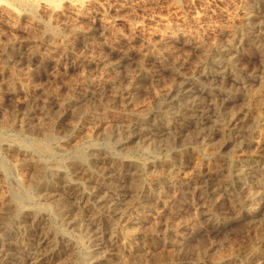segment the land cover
<instances>
[{
	"label": "rangeland",
	"instance_id": "rangeland-1",
	"mask_svg": "<svg viewBox=\"0 0 264 264\" xmlns=\"http://www.w3.org/2000/svg\"><path fill=\"white\" fill-rule=\"evenodd\" d=\"M263 107L264 0H0V264L32 235L45 264H264ZM116 194L131 230L93 204Z\"/></svg>",
	"mask_w": 264,
	"mask_h": 264
},
{
	"label": "bare ground",
	"instance_id": "bare-ground-1",
	"mask_svg": "<svg viewBox=\"0 0 264 264\" xmlns=\"http://www.w3.org/2000/svg\"><path fill=\"white\" fill-rule=\"evenodd\" d=\"M83 1V0H82ZM77 8V7H76ZM72 10V9H71ZM76 10V9H75ZM76 12V11H75ZM68 13V12H67ZM66 13V14H67ZM263 14V13H262ZM55 15V14H54ZM251 15V14H250ZM52 16V15H51ZM55 17V16H54ZM56 18V17H55ZM56 20V19H55ZM68 21V20H67ZM61 21L59 20V23H60ZM78 22V21H77ZM57 24V23H56ZM75 24V23H74ZM73 25V24H72ZM73 26H75V25H73ZM76 27H78V26H76ZM47 29V28H46ZM77 31V30H76ZM85 32V31H84ZM240 38V37H239ZM262 39V38H261ZM98 42V41H97ZM192 43V42H191ZM17 46V45H16ZM189 46V45H188ZM223 47V46H222ZM115 48V47H114ZM129 48V47H128ZM185 49V48H184ZM189 50V49H188ZM192 50V49H191ZM136 53V52H135ZM133 56V55H132ZM216 57V56H215ZM221 58V57H220ZM227 58V57H226ZM19 60V59H18ZM102 60H103V58H102ZM99 61H101V60H99ZM104 61V60H103ZM107 62V61H106ZM125 63V62H124ZM130 63V62H129ZM133 63V62H132ZM102 64V63H101ZM230 64V63H229ZM85 65V64H84ZM87 65V64H86ZM104 65V64H103ZM99 65H97V67H98ZM165 66V65H164ZM96 66H95V68H97ZM107 67H109V66H107ZM124 67V66H123ZM93 68V67H92ZM113 68V67H112ZM116 68V67H115ZM213 68V67H212ZM217 68V67H216ZM216 68H214V69H216ZM114 69V68H113ZM219 69V68H218ZM101 70V69H100ZM221 71V70H220ZM142 72H143V70H142ZM218 73V72H217ZM200 74V73H199ZM224 74V73H223ZM201 77V76H200ZM204 77V76H203ZM175 78V77H174ZM144 79V78H143ZM106 80V79H105ZM104 80V81H105ZM263 80V79H262ZM109 81V80H108ZM182 81V80H181ZM185 81V80H184ZM193 81V80H192ZM217 81V80H216ZM93 82V81H92ZM111 82V81H110ZM102 83V82H101ZM97 84H98V82H97ZM113 84H114V82H113ZM178 84V83H177ZM186 85H188V84H186ZM196 85V84H195ZM97 86V85H96ZM102 86V85H101ZM108 86V85H107ZM112 86V85H111ZM175 86V85H174ZM177 86V85H176ZM194 86V85H193ZM260 86V85H259ZM262 86V85H261ZM113 87V86H112ZM187 87V86H186ZM97 88V87H96ZM215 88V87H214ZM189 89V88H188ZM196 89V88H195ZM34 90V89H33ZM89 90V89H88ZM128 90V89H127ZM186 88H184V90H182L181 91V93H180V95L181 94H185L186 93ZM193 90V89H192ZM206 91V90H205ZM165 92V91H164ZM201 92V91H200ZM89 93H90V91H89ZM87 94V93H86ZM85 94V95H86ZM168 94H169V92H168ZM179 95V96H180ZM258 95V94H257ZM88 96V95H87ZM123 96V95H122ZM126 96H128V95H126ZM197 96V95H196ZM211 96V95H210ZM108 97V96H107ZM166 97V96H165ZM164 97V98H165ZM262 97V96H261ZM124 99H125V96H124ZM201 99V98H200ZM209 99V98H208ZM260 99V98H259ZM119 100V99H118ZM126 100V99H125ZM258 101V100H257ZM256 101V102H257ZM128 102V101H127ZM159 102V101H158ZM209 102V101H208ZM122 103H124V102H122ZM197 103H199V104H195L192 108H191V106H190V110H191V112L192 113H196V114H198V113H201V114H203V110L205 109V108H202V107H200V103H202V102H197ZM203 103H204V101H203ZM206 103V102H205ZM210 104H211V101H210ZM260 104V103H259ZM203 105V104H202ZM206 106V105H205ZM212 106V105H211ZM262 107V106H261ZM212 108V107H211ZM210 109V108H209ZM168 110V109H167ZM259 110H261V108L259 109ZM244 111V110H243ZM188 112V111H187ZM204 112H205V110H204ZM259 114H258V116H257V120L258 121H261V122H263L264 121V107H263V110H261L260 112H258ZM195 114V115H196ZM166 115V114H165ZM180 115V114H179ZM182 115V114H181ZM241 115H243V114H241ZM178 116V115H177ZM194 116V115H193ZM186 117H188V116H186ZM184 118V117H183ZM243 119V118H242ZM241 119V121H243ZM245 119V118H244ZM228 120H231V119H228ZM236 120V119H235ZM240 121V120H239ZM256 121V120H255ZM229 122V121H228ZM178 123V122H177ZM238 123V122H237ZM170 124V123H169ZM227 124V123H226ZM234 124H235V122H234ZM261 124V123H260ZM199 125V124H198ZM237 125V124H236ZM239 125V124H238ZM237 125V126H238ZM224 126V125H223ZM228 126V125H227ZM241 126V125H240ZM234 128V127H233ZM237 128V127H236ZM241 128H244L243 126H241ZM145 129V128H144ZM222 129V128H221ZM139 130V129H138ZM222 130H225V128L224 129H222ZM233 130V129H232ZM241 130V129H240ZM168 131V130H167ZM179 131V130H178ZM228 131V130H227ZM243 131V130H242ZM136 132V131H135ZM225 133V132H224ZM239 133V132H238ZM244 133V132H243ZM121 134V133H120ZM235 134H237V133H235ZM231 135V134H230ZM229 135V136H230ZM228 136V135H227ZM124 137V136H123ZM231 137V136H230ZM226 139V138H225ZM220 140H221V138L219 139V145H221L220 144ZM223 140V139H222ZM221 140V141H222ZM247 140V139H246ZM217 141V140H216ZM232 141V140H231ZM254 141V140H253ZM224 142V141H223ZM223 142H221V143H223ZM246 143V142H245ZM256 144V143H255ZM247 145H248V143H247ZM262 145V144H261ZM223 146V145H222ZM252 146V145H251ZM40 147V146H39ZM217 147H218V144H217ZM256 147V146H255ZM261 147V146H260ZM264 147V146H263ZM46 148H48V147H46ZM220 148V147H219ZM253 148H254V146H253ZM258 148V147H257ZM256 148V149H257ZM262 149V148H261ZM261 149H259V150H261ZM258 150V151H259ZM244 151V150H243ZM257 151V150H256ZM257 151V152H258ZM84 152V151H83ZM213 152V151H212ZM215 152V151H214ZM254 152V151H253ZM264 152V151H263ZM215 153H217V151L215 152ZM256 153V152H255ZM211 154V153H210ZM258 154H260V152L258 153ZM80 155H81V153H80ZM255 155H257V154H255ZM254 155V156H255ZM264 155V154H263ZM211 156V155H210ZM80 157V156H79ZM82 157V156H81ZM256 157V156H255ZM259 157V156H258ZM260 158H263V157H260ZM259 160V159H258ZM226 164H228V163H226ZM106 167V166H105ZM170 167V166H169ZM230 167H231V165H230ZM229 167V168H230ZM240 167H242L241 168V170L240 171H238V169H237V171L240 173V174H243V175H245V174H247V175H252V176H254V175H260V174H262L263 173V170H261L260 169V167H259V162L258 161H252V162H250V163H246L245 165H243V166H240ZM177 168V167H176ZM213 168V167H212ZM220 168V167H219ZM206 169V168H205ZM209 169V168H208ZM216 169V168H215ZM236 169V168H235ZM223 170V169H222ZM226 170H228V172H230L229 170L230 169H226ZM232 170V169H231ZM169 172V171H168ZM213 172H216V171H213ZM218 172V171H217ZM217 172H216V174H217ZM165 173H166V171H165ZM227 173V172H226ZM225 173V174H226ZM202 174H204V173H202ZM201 174V175H202ZM215 174V173H214ZM224 174V175H225ZM235 174V173H234ZM109 175V174H108ZM164 175V174H163ZM168 175V177H169V174H167ZM166 175V176H167ZM170 175H171V173H170ZM222 175V174H221ZM227 175V174H226ZM225 175V176H226ZM242 175V176H243ZM165 176V175H164ZM174 176V175H173ZM173 176H171V177H173ZM203 176V175H202ZM207 176L208 177H216V175H213V174H211V172L210 173H208L207 174ZM218 176H219V174H218ZM240 176V175H239ZM261 176V175H260ZM43 177V176H42ZM168 177H167V179H168ZM227 177V176H226ZM231 177H233V175H231ZM247 177V176H246ZM258 177V176H257ZM264 178V177H263ZM117 179V178H116ZM172 179V178H171ZM201 179H202V177H201ZM205 179V178H204ZM216 179V178H215ZM221 179V178H220ZM225 179V178H224ZM252 179V178H251ZM257 179H259V178H257ZM84 180V179H83ZM189 180V179H188ZM191 180H193V179H191ZM199 180V179H198ZM212 180V179H211ZM242 180V179H241ZM246 180V179H245ZM256 180V179H255ZM254 180V181H255ZM262 180V179H261ZM56 181V180H55ZM190 181V180H189ZM209 181H210V179H209ZM169 181H167V183H168ZM174 182V181H173ZM187 182V181H186ZM191 182V181H190ZM220 182H222L221 180H220ZM223 182H225V181H223ZM227 182V181H226ZM245 182V181H244ZM118 183H120V182H118ZM182 183H185V182H182ZM188 183V182H187ZM186 183V184H187ZM213 183V182H212ZM230 183V182H229ZM262 183V182H261ZM191 184V183H190ZM211 184V183H210ZM235 184H239V183H235ZM259 185H260V183H258ZM257 184V185H258ZM205 185V184H204ZM245 185V184H244ZM38 186V185H37ZM170 186H171V184H170ZM180 186V185H179ZM190 186V185H189ZM188 186V187H189ZM260 186H262V185H260ZM94 187H96V186H94ZM177 187H178V185H177ZM243 187V186H242ZM252 187H253V185H252ZM164 188V187H163ZM181 188V187H180ZM246 188V187H245ZM94 189V188H93ZM165 189V188H164ZM184 189V188H183ZM186 189V188H185ZM188 189V188H187ZM238 189V188H237ZM251 189V188H250ZM62 190V189H61ZM191 190V189H190ZM189 190V191H190ZM213 190V189H212ZM240 190V189H239ZM249 190V189H248ZM260 190V189H259ZM258 190V191H259ZM128 191V190H127ZM202 191V190H201ZM200 191V192H201ZM238 191V190H237ZM250 191V190H249ZM257 191V190H256ZM108 192V191H107ZM170 192H173V191H170ZM178 192V191H177ZM187 192V191H186ZM215 192V191H214ZM245 192V191H244ZM103 193V192H102ZM112 193V192H111ZM176 193V192H175ZM179 193H181V190L179 191ZM184 193V192H183ZM193 193V192H192ZM198 193V192H197ZM220 193V192H219ZM227 192H225V194H226ZM59 194V193H58ZM121 194H122V191H121ZM132 194V193H131ZM152 194H153V192H152ZM157 194V193H156ZM173 194V193H172ZM178 194V193H177ZM249 194V193H248ZM247 194V195H248ZM117 195V194H116ZM123 195V194H122ZM133 195V194H132ZM131 195V196H132ZM135 195V194H134ZM204 195V194H203ZM203 195H202V197H203ZM213 195V194H212ZM221 195V194H220ZM60 196V195H59ZM114 196V195H113ZM124 196H126V195H124ZM124 196H121V195H117L116 197H114V198H110V197H108L107 195H106V198H101V197H99V198H101L100 200H98V201H96L95 203H93V204H96L97 206H99L98 208H100V206L103 208V209H105V212L107 213V214H109L113 219H111V220H114V221H116V223H117V225L119 224V223H121V225H122V227L124 228V229H128V228H130V227H132L133 228V226H135V225H137L139 222V217H138V215H137V217L135 216V217H133V216H131V213H129L130 214V216L128 215V214H126L125 212V210H128L129 211V209H130V207L129 206H127V204H126V199H124ZM146 196V195H145ZM148 196V195H147ZM156 196V195H155ZM166 196V195H165ZM164 196V197H165ZM182 196V195H181ZM216 196V195H215ZM227 196V195H226ZM238 196V195H237ZM168 197H169V195H168ZM220 197H222V195L220 196ZM236 197V196H235ZM234 197V198H235ZM248 197V196H247ZM251 197H252V195H251ZM250 197V198H251ZM60 198V197H59ZM70 198H72L74 201H73V204H72V208L73 209H75V210H79L80 211V214H82V218L81 219H78L80 222H79V224H81L80 226H83V228H85V230H86V232H88L89 233V235H90V237H91V239H93V241L95 242V244H94V247L96 248V250L97 249H99V247H100V239H101V236H102V234H101V236H99V233L100 232H98L97 230H96V226H97V220H98V217H97V215H101L102 214V212H100V211H98L96 208H92L91 206H89V204H88V202H86V198H85V200H83L82 198H80L78 195H76L73 191H72V193H70L69 194V198L68 199H70ZM97 198H98V196H97ZM140 198V197H139ZM149 198V197H148ZM178 198V197H177ZM179 198H180V196H179ZM179 198H178V200H179ZM183 198V197H182ZM213 198V197H212ZM211 198V199H212ZM238 198V197H237ZM240 198V197H239ZM63 199V198H62ZM154 199V198H153ZM162 199V198H161ZM181 199V198H180ZM205 199V198H204ZM204 199H202V200H204ZM207 199V198H206ZM210 199V198H209ZM215 199V198H214ZM217 199V198H216ZM226 199H227V197H226ZM241 199H242V197H241ZM255 199V198H254ZM93 200V199H92ZM141 200V199H140ZM208 200V199H207ZM207 200H205V201H207ZM218 200V199H217ZM224 201H227V200H225V199H223ZM231 200V199H230ZM236 200V199H235ZM245 200H247V199H245ZM61 201V200H60ZM128 201V200H127ZM136 201V200H135ZM146 201V200H145ZM173 201H175L174 199H173ZM189 201V200H188ZM210 201V200H209ZM238 201V200H237ZM242 201V200H241ZM244 201V200H243ZM251 201V200H250ZM71 202V201H70ZM69 202V203H70ZM216 201H214L213 202V205H214V203H215ZM233 202V201H232ZM68 203V204H69ZM90 203V202H89ZM127 203H129V202H127ZM135 203V202H134ZM149 203V202H148ZM205 203V202H204ZM237 203V202H236ZM248 203V202H247ZM91 204V203H90ZM142 204V203H141ZM169 204V203H168ZM206 204V203H205ZM222 204V203H221ZM63 205V204H62ZM132 205V204H131ZM143 205V204H142ZM164 205V204H163ZM172 205V207H173V204H171ZM209 205V204H208ZM219 205V204H218ZM233 205V204H232ZM234 205H236V204H234ZM226 205H225V203H224V207H225ZM70 207V206H69ZM149 207V206H148ZM166 207H168L167 206V204H166ZM165 207V208H166ZM211 207V206H210ZM214 207V206H213ZM215 207H217V204H216V206ZM228 207H230V202H229V205H228ZM243 207V206H242ZM245 207H247V206H245ZM63 208V207H62ZM132 208V207H131ZM137 208V207H136ZM155 208V207H154ZM171 208V207H170ZM169 208V209H170ZM205 208H206V206H205ZM207 208H208V206H207ZM206 208V209H207ZM244 208V207H243ZM248 209H249V207H247ZM68 209V208H67ZM203 209V208H202ZM210 209V208H209ZM219 209H220V206H219ZM234 209H236V208H234ZM240 209V208H239ZM246 209V208H245ZM70 210V209H69ZM101 210V209H100ZM152 210V209H151ZM205 210V209H204ZM208 210V209H207ZM210 210H212V209H210ZM228 210V209H227ZM247 210V209H246ZM64 211V210H63ZM104 211V210H103ZM125 211V212H124ZM140 211H141V209H140ZM154 211V210H153ZM153 211H152V213H153ZM201 211H203V210H201ZM214 211V210H213ZM212 211V212H213ZM216 211V210H215ZM214 211V212H215ZM65 212V211H64ZM130 212V211H129ZM132 212H133V209H132ZM150 212V211H149ZM207 212V211H206ZM206 212L204 213L205 215H206ZM218 212H220V211H218ZM249 212V211H248ZM76 213V212H75ZM128 213V212H127ZM138 213V212H137ZM143 213H145V212H143ZM164 213H165V211H164ZM240 213V212H239ZM78 214H79V212H78ZM133 214L135 215L136 214V212L134 211L133 212ZM140 214H142V213H140ZM156 214H158V213H156ZM203 214V213H202ZM208 214H209V212H208ZM216 214H217V212H216ZM144 215H147V214H144ZM150 215V214H149ZM152 215V214H151ZM150 215V216H151ZM205 215H203V216H205ZM215 215V214H214ZM73 216V215H72ZM71 216V217H72ZM101 216H103V215H101ZM159 216V215H158ZM157 216V217H158ZM212 216V215H211ZM234 216V215H233ZM144 217V216H143ZM156 217V216H155ZM214 217V216H213ZM217 217V216H216ZM237 217V216H236ZM76 218V217H75ZM78 218V217H77ZM106 218H108V217H106ZM105 218V219H106ZM211 218V217H210ZM29 219V218H28ZM145 219V218H144ZM159 219V218H158ZM165 219V218H164ZM206 219V218H205ZM72 220V219H71ZM75 220V219H74ZM101 220V219H100ZM141 220V219H140ZM142 220H143V218H142ZM149 220V219H148ZM147 220V221H148ZM214 220V219H213ZM150 221L151 220H149V223H150ZM160 221V220H159ZM216 221V220H215ZM214 221V222H215ZM218 222H219V220H217ZM105 222V221H104ZM119 222V223H118ZM141 222V221H140ZM156 222V221H155ZM97 223V224H96ZM115 223V222H114ZM165 223V222H164ZM226 223V222H225ZM156 224V223H155ZM211 224V223H210ZM215 224V223H214ZM224 224V223H223ZM140 225H141V223H140ZM154 225V224H153ZM108 226V225H107ZM157 226V225H156ZM112 227V226H111ZM137 227V226H136ZM42 228V227H41ZM104 228V227H103ZM120 227L118 226V229H119ZM215 228V227H214ZM213 228V229H214ZM80 229V228H79ZM184 229V228H183ZM116 230V229H115ZM123 230V229H122ZM121 230V231H122ZM130 230H131V228H130ZM150 230V229H149ZM181 230V229H180ZM107 231V230H106ZM110 231H112V230H110ZM119 232L118 233H120V230H118ZM129 231V230H128ZM128 231H126V234H128L127 232ZM210 231V230H209ZM24 232H25V230H24ZM45 232V231H44ZM84 232V231H83ZM103 232V231H102ZM117 231H115V233H116ZM146 232V231H145ZM184 233V232H183ZM33 234V233H32ZM41 234V233H40ZM125 234V233H124ZM83 235V234H82ZM104 235V234H103ZM114 235V234H113ZM112 235V236H113ZM182 235V234H181ZM47 236V235H46ZM217 236V235H216ZM33 237V238H32ZM116 237H119L118 236V234L116 235ZM22 238V237H21ZM103 238V237H102ZM114 238V242H116L115 240H116V238L115 237H113ZM121 238V237H120ZM125 238V237H124ZM112 239V238H111ZM181 240V239H180ZM125 241H127V240H125ZM124 241V242H125ZM178 241V240H177ZM26 242V241H25ZM97 242H99V243H97ZM176 242V241H175ZM180 242V241H179ZM113 243V242H112ZM121 243V242H120ZM119 243V244H120ZM178 243V242H177ZM26 244V243H25ZM49 244V242H48V239L45 237V236H40L39 235V237L38 236H31V238H29L28 239V241H27V244L25 245V254L24 255H26V259L25 260H23V263L22 264H25V263H27V264H45L46 263V261H47V258H48V251H49V249L47 250V248H48V245ZM175 244V243H174ZM8 245L9 244H5V245H1L0 246V257H2V261H7V257L6 256H8L10 253H9V248H8ZM13 245V244H12ZM110 246V245H109ZM179 246V245H178ZM65 247V246H64ZM111 247V246H110ZM95 248H94V250H95ZM114 248V247H113ZM122 248V247H121ZM50 249H51V247H50ZM112 249V248H111ZM120 249V248H119ZM93 250V249H92ZM93 250V251H94ZM52 251V250H51ZM89 251V250H88ZM100 251V250H99ZM102 251V250H101ZM122 251V250H121ZM53 252V251H52ZM97 252V251H96ZM107 252V251H106ZM109 252H110V250H109ZM117 252V251H116ZM264 253V252H263ZM52 254V253H51ZM50 254V255H51ZM99 254H100V252H99ZM112 254V253H111ZM101 255H102V253H101ZM113 255H114V253H113ZM251 255V254H250ZM18 256V255H17ZM263 256V255H262ZM58 257V256H57ZM109 257V256H108ZM101 258V257H100ZM103 258V257H102ZM97 259V258H96ZM110 259V258H109ZM93 260V259H92ZM98 260V259H97ZM260 260V259H259ZM96 261V260H95ZM248 261V260H247ZM262 262V261H261ZM14 263H16V262H14ZM257 263H258V261H257ZM132 264V263H131ZM139 264V263H138ZM231 264V263H230ZM260 264V263H259Z\"/></svg>",
	"mask_w": 264,
	"mask_h": 264
}]
</instances>
